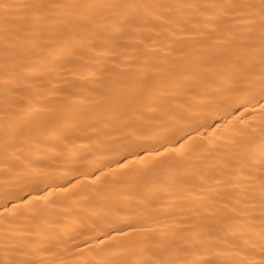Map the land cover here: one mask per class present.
Returning <instances> with one entry per match:
<instances>
[{
	"label": "snow or ice",
	"instance_id": "obj_1",
	"mask_svg": "<svg viewBox=\"0 0 264 264\" xmlns=\"http://www.w3.org/2000/svg\"><path fill=\"white\" fill-rule=\"evenodd\" d=\"M143 33L156 39L140 40L132 54L115 51L121 37ZM89 79L94 84L85 96L77 85ZM29 80H60L69 90L53 92L63 100L55 107L42 106L45 97L25 96L28 119L0 125L5 142L0 164L7 177L0 182V264H264V0H0V87L7 97L21 87L31 89ZM86 108L98 119L118 115L133 159L92 173L90 182L76 180L60 189L49 184L47 195H33L35 189L25 194L27 184L19 181L41 175L51 164L12 151L9 138L26 135L33 125L55 133L58 125L71 126L87 115ZM257 112L258 146L241 131L233 140L232 166L219 179L199 176L201 195L184 228L139 223L151 220L152 201L145 199L140 215L95 223L79 242L59 232L44 236L50 231L44 225L32 229L40 239L12 230L21 218L39 215L52 192L75 194L101 177L132 171L129 164L136 161L145 169L182 165L191 160L186 145L199 140L209 118L232 115L244 124V116ZM183 127L197 135L183 143V135L167 139ZM136 141L146 146L136 148ZM12 184L21 194L9 191Z\"/></svg>",
	"mask_w": 264,
	"mask_h": 264
},
{
	"label": "bare ground",
	"instance_id": "obj_2",
	"mask_svg": "<svg viewBox=\"0 0 264 264\" xmlns=\"http://www.w3.org/2000/svg\"><path fill=\"white\" fill-rule=\"evenodd\" d=\"M147 36L151 34L121 37V46L115 51L132 54L134 48L140 47L138 43L140 40L148 43L145 39ZM151 38L156 39L155 36ZM119 58L124 59V56L121 55ZM68 78L73 79L71 76ZM27 83L34 86L31 89L21 87L14 94H8L7 97L5 90L0 87V125L14 124L17 121L28 119L30 106L24 99L25 96L45 97L47 99H41V105L55 107L63 100L62 97H56L53 92L69 90L60 80H53L51 84H40L34 80H29ZM93 84L94 80L89 79L87 83H79L77 86L85 89L83 95L86 96ZM70 90L75 91L76 88ZM246 107L251 109L254 106ZM84 111L88 114L82 119L72 123L71 126L58 125L55 133L51 129H38L33 125L31 132L25 130L26 135L19 134L9 138L12 151L32 159L44 158L51 164V167L45 168L41 175L19 181L21 185L27 184L24 188L25 194L30 189H35L33 195H47L49 184L60 189L67 188L69 183H74L76 180L90 182L95 179L92 173L99 175L108 169H116L117 161L124 163L133 159L127 154L133 149L124 146L130 138L123 135L127 129L119 127L118 115L105 113L103 119H98L94 109L86 108ZM242 111L243 109L235 112L234 115L240 116ZM243 119L246 123L240 124L233 120L232 115L221 119L218 114L216 117L209 118L206 123L201 121L204 127L199 129V140H193L186 145V149L191 150V160L182 165L145 169L143 164L136 161L129 164L132 171L126 174L116 172L106 179L101 177L97 185L83 191L73 190L75 194L52 192L49 196L51 203L39 215L30 214L21 218L13 225L12 230L18 235L31 233L30 238L40 239V236L32 232V229L34 227L38 229L39 225H44L50 230L45 231L44 236L55 235L59 232L66 240L68 237H74L79 242L82 236L91 235V231L86 229H90L95 223L108 225L119 223L120 219L140 215V203L145 199L152 201L153 211L148 214L151 220L142 219L139 223H172L177 229L184 228L191 223L192 210L197 206L201 195L199 176L219 179V174L232 166L230 162L235 160L237 153L233 140L238 138L241 131L246 136L253 137L254 145L258 146L259 113L257 112L254 118L244 116ZM230 120L233 122L228 127L216 130L217 124L224 125ZM191 127H183L182 131L178 130L174 135H167V139L176 140L183 135V140L180 141L183 143L188 139V135H197L191 131ZM204 137H210L213 143L209 144ZM65 140L67 148L64 146ZM145 146L139 141L135 142L136 148ZM4 147V139L0 137V160L3 159ZM175 147H179V144ZM54 157L58 159L54 160ZM137 169H143V174L137 175ZM49 176L52 177L51 180L48 179ZM179 177H184V179L180 180ZM5 179L7 177L3 174V164H0V182ZM120 180L124 182H118ZM113 181H117L114 188L111 187ZM16 189L15 184L9 185V191L13 194H21ZM2 191L3 188H0V192ZM172 193H178V195ZM3 203V198H0V204ZM42 242L48 243L46 240ZM68 243L71 241L68 240Z\"/></svg>",
	"mask_w": 264,
	"mask_h": 264
}]
</instances>
